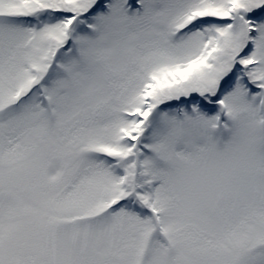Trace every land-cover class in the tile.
<instances>
[{"label": "snow or ice", "instance_id": "obj_1", "mask_svg": "<svg viewBox=\"0 0 264 264\" xmlns=\"http://www.w3.org/2000/svg\"><path fill=\"white\" fill-rule=\"evenodd\" d=\"M0 264H264V0H0Z\"/></svg>", "mask_w": 264, "mask_h": 264}]
</instances>
